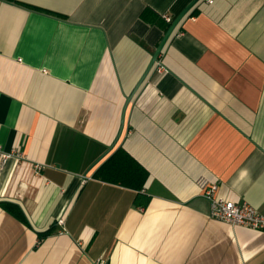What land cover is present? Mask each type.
Segmentation results:
<instances>
[{
  "label": "crops",
  "instance_id": "0c3cea01",
  "mask_svg": "<svg viewBox=\"0 0 264 264\" xmlns=\"http://www.w3.org/2000/svg\"><path fill=\"white\" fill-rule=\"evenodd\" d=\"M190 1L0 0V264H264L197 185L264 212V0H200L134 91Z\"/></svg>",
  "mask_w": 264,
  "mask_h": 264
},
{
  "label": "built area",
  "instance_id": "2783aa9c",
  "mask_svg": "<svg viewBox=\"0 0 264 264\" xmlns=\"http://www.w3.org/2000/svg\"><path fill=\"white\" fill-rule=\"evenodd\" d=\"M208 1L212 2V0ZM164 18L168 23L172 22V18L169 15H164ZM1 155L3 158L2 164L11 156L8 153H1ZM16 155L20 158L22 157L19 153ZM85 179L86 177L84 176L83 181ZM197 185L200 193L210 202L209 216L212 219L250 229H264V212L245 201L219 196L218 181L199 178ZM57 222L63 225V219H58ZM93 264H108V261L104 255H99L94 259Z\"/></svg>",
  "mask_w": 264,
  "mask_h": 264
},
{
  "label": "trees",
  "instance_id": "16d2710c",
  "mask_svg": "<svg viewBox=\"0 0 264 264\" xmlns=\"http://www.w3.org/2000/svg\"><path fill=\"white\" fill-rule=\"evenodd\" d=\"M93 176L140 192L148 173L128 153L118 147L96 168ZM140 197L138 193L136 203H139Z\"/></svg>",
  "mask_w": 264,
  "mask_h": 264
},
{
  "label": "water",
  "instance_id": "95a60500",
  "mask_svg": "<svg viewBox=\"0 0 264 264\" xmlns=\"http://www.w3.org/2000/svg\"><path fill=\"white\" fill-rule=\"evenodd\" d=\"M200 0H191L181 11L180 13L173 19V21L170 23L167 31L165 32L162 40L160 41L158 47L156 48L146 70L144 71L143 75L141 76L140 80L138 81V83L136 84V87L134 89V91L139 87V85L141 84V82L144 80V78L146 77V75L148 74V72L150 71L151 67L153 66V64L158 60V56L161 53L164 45L166 44V42L168 41V39L170 38V36L172 35L174 29L176 28V26L178 25V23L187 15V13L191 10V8H193ZM130 97H127V102L130 100ZM123 125H124V115L122 117L121 120V127L118 133V136L116 138V141L118 140V138L120 137L121 133H122V129H123ZM111 149V147H110ZM109 149V150H110Z\"/></svg>",
  "mask_w": 264,
  "mask_h": 264
}]
</instances>
